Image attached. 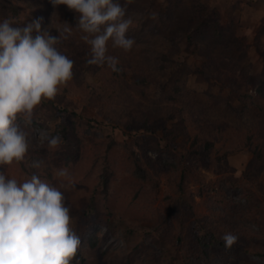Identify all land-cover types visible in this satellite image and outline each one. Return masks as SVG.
Wrapping results in <instances>:
<instances>
[{
	"label": "rangeland",
	"instance_id": "rangeland-1",
	"mask_svg": "<svg viewBox=\"0 0 264 264\" xmlns=\"http://www.w3.org/2000/svg\"><path fill=\"white\" fill-rule=\"evenodd\" d=\"M20 1L27 7H39L34 0ZM45 1L52 7L40 8L51 20L47 21V31L54 23L61 31L65 24L72 27L71 34L57 47L75 62L73 78L60 86L54 103L69 105L75 114L70 111L63 118L49 121L32 119L31 125H25L18 114L16 122L31 133L29 149L37 150L30 163L38 161L40 166L24 171V159L0 165V171L21 183L35 173L60 189L71 209L75 232L82 227L85 215L91 212L98 216L81 233L80 254H88L89 236L95 233L102 264H182L173 241L174 227H170L169 237L159 230L167 227L161 207L163 197L175 194L182 162L160 154L156 144L161 140V129L173 125L179 134L177 147L171 150L183 160L182 146L202 147L208 138L213 142L211 161H194L192 168L203 182L215 184L222 174L232 180L247 169L252 153L242 143L244 135L257 131L261 140L255 146L264 149V1L131 0L127 16L133 18L134 26L127 35L135 40L133 48L124 51L108 42L107 54L118 58L120 72H113L107 64L89 65L90 45L81 39L84 33L75 26L80 14L67 5ZM151 13H156L157 19H151ZM171 89L175 97L167 100L164 95ZM37 107L33 118L40 116ZM63 122L69 126L71 143L57 130ZM219 124L235 134L214 137ZM41 133L60 136L63 143L49 149ZM195 136L197 144H192ZM112 141L125 143L133 151L145 144V154L152 161L144 159L137 171L136 163L123 149L108 153L107 144ZM160 144L167 147L164 142ZM216 156L221 161L216 162ZM95 158L100 159L98 166ZM102 161L109 164L113 174L106 192L97 183L98 162ZM60 167L69 169L71 184L56 176ZM255 179L264 182V166ZM200 184L188 181L187 192L193 198L196 215L203 218L210 213L214 199L197 195ZM226 184V196L240 207L234 220L238 226L234 228H240L242 243L234 253L214 248L217 255L194 264H264V259L251 251L253 248L245 249L250 245L247 240L264 246L257 214L253 215L243 196ZM215 187L212 193L218 185ZM87 257L92 258L89 254ZM72 264L87 262L76 256Z\"/></svg>",
	"mask_w": 264,
	"mask_h": 264
},
{
	"label": "clouds",
	"instance_id": "clouds-1",
	"mask_svg": "<svg viewBox=\"0 0 264 264\" xmlns=\"http://www.w3.org/2000/svg\"><path fill=\"white\" fill-rule=\"evenodd\" d=\"M78 12L76 27L84 33L81 39L90 45L89 65L107 64L120 72L117 57L108 55L113 47L130 51L134 38L127 35L134 26L127 16L131 0H52ZM150 18L157 19L156 13ZM42 18L23 25L11 18L0 21V165H11L25 159L31 133L18 124L21 114L25 125H31L34 109L42 100L55 99L60 86L73 78L74 61L57 45L67 39L72 27L65 24L59 36L42 29ZM49 149L63 143L60 136H46ZM150 156L155 158L153 153ZM38 161L32 167H39ZM58 178L72 183L67 167L56 171ZM71 209L65 194L57 187L32 174L18 182L0 171V264H72L81 245L72 227ZM221 239L231 250L239 237L231 232Z\"/></svg>",
	"mask_w": 264,
	"mask_h": 264
},
{
	"label": "trees",
	"instance_id": "trees-1",
	"mask_svg": "<svg viewBox=\"0 0 264 264\" xmlns=\"http://www.w3.org/2000/svg\"><path fill=\"white\" fill-rule=\"evenodd\" d=\"M264 1V0H260ZM34 5L36 4L39 7L35 6H25L22 4L20 0H0V18L4 19L6 17L12 18L15 23L23 25L28 21H32L36 18H42V29L46 30L47 28V21L51 22L50 19H47V15L45 11L40 10V8L46 7L45 9H52L50 2L45 0H34ZM44 9V10H45ZM45 12V13H44ZM22 16L26 18H22ZM20 22H17L16 20ZM50 30L48 32L57 33L61 29L60 26L54 24L50 25ZM61 52L62 49L60 50ZM65 51V50H64ZM64 53V52H63ZM175 85V84H174ZM178 87V86H177ZM174 89V88H173ZM171 89L170 92L166 93L164 96L168 99H174L176 92ZM174 94V96H173ZM58 95V94H57ZM57 98L52 100H48L47 102H41L39 107H37V111L40 113L39 118H33L34 121H42L46 120L49 121L53 118H63V116L70 114H75L73 108L70 109L69 105L66 104L60 105L55 104L54 101ZM128 100H131L128 98ZM231 119L226 121V124H230ZM74 121V120H73ZM78 125V123H76ZM89 125V124H88ZM105 127V126H104ZM57 130L61 131L64 137L70 141H73V138L69 132V126L66 123H59ZM161 134V142L167 144L166 148L161 146V142H157V150L160 154L166 153L169 155L173 161L182 162V166L180 165V172L178 175V181H176V188L174 190V195L166 194L163 197L162 213L163 219L167 221V227L161 226L159 230L164 237H169L170 227L173 229V233H175V238L173 241L176 245L178 254L181 258L182 264H194L196 261H205L208 262L212 256L217 255L214 248L221 249L227 253H234L235 249H238L242 243V232L240 228L235 227V217L238 215L236 210L240 207L234 203L226 196L225 189H226V182L230 184L229 186L235 190V192L239 195H242L247 203V207L251 208V213L256 216L257 226L263 231L264 235V182L260 183L257 179L259 177L260 171L264 166V149L257 148L255 146L258 145V142L261 140L260 136L257 134V131H252L247 133L243 136L242 143L246 145L247 149L252 153L251 159L247 165V169L242 172L240 176H236L232 180H227L224 176L225 174L220 175L216 182L218 185L215 193L216 184L213 182H203L193 167V162L197 161L201 163V161H211L210 157L212 156L211 148H213V142L210 141L208 138L202 144V147L197 144L195 140L197 137L195 136L191 143L197 144L195 149H189V147L182 146L181 149L185 148V151L182 152L183 160L178 159L177 155H175L174 151L171 150V147L176 148L177 136L179 131L173 127H163ZM235 134L234 130H231L229 127L225 129V124L216 126L215 133L213 134L214 137L219 138L222 137L224 134ZM214 139V138H213ZM241 146V145H240ZM116 148L123 149L126 152L127 158L130 157L131 161L135 164V168L137 171L141 167V163L144 162V159H147L148 162L152 161L146 154V146L142 144L141 150L133 151L131 146H128L125 143H119L116 141L109 142L107 144V151L108 153L112 152ZM29 151L31 153H29ZM37 150L29 149L26 155V158L22 164V168L24 171L28 170L29 167H32L30 163V159L35 157ZM146 155L144 157V155ZM187 155V156H186ZM40 160V159H39ZM100 159L95 158L94 163L99 161ZM216 162L221 161V158L216 156ZM141 162V163H140ZM101 165L98 169V177L100 176V182H97L101 190L106 192L110 188L111 185V176H113L111 169H109V164L107 162L102 161L98 162ZM97 164V163H96ZM98 166V164H97ZM198 181L201 183L198 186L197 195H204L207 198L214 199L213 204L210 207V213L206 217H199L196 215L194 202L192 196L188 194L187 190V183L188 181ZM208 196V197H207ZM217 210V211H216ZM221 212V213H219ZM96 217L95 214H91V212L84 216L81 221V228L76 230V233L81 236L86 230V227L92 226L95 222ZM97 220V219H96ZM240 226H243L240 224ZM173 226V227H172ZM83 230L80 232L79 230ZM231 232L239 237L238 241L233 245L231 250H226L224 246V241L221 237L225 234ZM254 239H257L255 237ZM96 243H97V234L93 233L89 236V248L90 250L87 251L90 257L88 258V254H80L77 251L76 256L81 260H86L87 264H102L103 260H101V255L96 251ZM247 243L250 244L247 250L253 251L256 255L262 257L264 259V246H258L254 240H247ZM230 262V260H227Z\"/></svg>",
	"mask_w": 264,
	"mask_h": 264
}]
</instances>
